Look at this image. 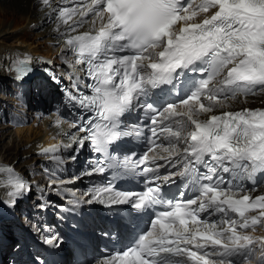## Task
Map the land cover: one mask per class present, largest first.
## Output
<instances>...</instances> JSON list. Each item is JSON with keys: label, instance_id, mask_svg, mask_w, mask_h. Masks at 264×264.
<instances>
[{"label": "snow or ice", "instance_id": "obj_1", "mask_svg": "<svg viewBox=\"0 0 264 264\" xmlns=\"http://www.w3.org/2000/svg\"><path fill=\"white\" fill-rule=\"evenodd\" d=\"M42 2L66 26L72 58L65 63L74 82L61 91L79 113L72 126L84 135L40 154L60 165L64 150L90 144L98 158L87 175L110 173L112 179L74 203H99L128 219L120 225L128 242L121 233L122 250L100 264H251L257 246L264 250V237L247 230L264 223V195L245 192L241 177L264 175V109H229L231 101L264 93V0ZM32 71L29 55L7 68L15 81ZM44 71L60 84L55 72ZM137 110L145 114L144 130L125 123ZM129 137L147 144L136 161L119 153ZM0 174L8 189L0 203L15 207L33 186L12 166H0ZM137 175L142 191L115 183ZM57 183L50 179V186ZM43 243L60 241L47 235Z\"/></svg>", "mask_w": 264, "mask_h": 264}, {"label": "bare ground", "instance_id": "obj_2", "mask_svg": "<svg viewBox=\"0 0 264 264\" xmlns=\"http://www.w3.org/2000/svg\"><path fill=\"white\" fill-rule=\"evenodd\" d=\"M5 4V0H0ZM24 2V6L22 3ZM53 7L58 6L61 3V0H53L51 1ZM15 14L13 15V18H7L4 21L0 20V76H6L10 77V74L7 72V68L12 60H14L17 57H23L24 55H29L32 57L33 64L40 63L41 61L44 60V58L48 59H53L55 65L57 67L61 66L62 60H65L67 57L70 56V52L65 51V46L63 45V40L65 39V35H62L65 30V25L59 24V29L60 31H57L58 27H53V23L55 19L52 17V15L55 14V12L52 11V13L48 15L42 14V9L38 8V6H42L43 2L41 0H15L13 2ZM70 6V5H66ZM10 13V12H9ZM6 14V13H5ZM5 19V18H4ZM11 20L14 21L12 24ZM11 21V22H10ZM31 21H36L35 26L38 28H42V32L44 33H50L51 36H54L53 38L51 37L52 42H58V46H52L46 41H41L38 39V41H32L33 35H31L30 31L31 28L28 27V24ZM88 28V25H85L83 29ZM46 29V31H45ZM82 30V29H80ZM38 35V33H37ZM41 36V35H40ZM9 40H13V42H10ZM15 81L14 79H12ZM38 80V79H37ZM20 83L19 81H16ZM13 82V83H16ZM3 85L2 87H4ZM7 89L8 86H6ZM20 91H23L25 93L27 87L19 85L18 88ZM37 95H34L33 98H37ZM243 100L244 103H252V104H259L263 105L264 104V93H257L253 96H248L246 98V101L244 98H240ZM34 102V100H33ZM45 100H43V103ZM36 110L39 108L38 102H34ZM40 111V110H39ZM60 118L58 116H52L47 119H44L42 121V124H39L38 127H32V126H23V127H28V131L26 132V137H22L21 127L15 128V130L18 132V135L21 139L25 138L28 144H31L32 146L28 147V151H34L39 150L43 147H48L54 143V141L58 140L59 144H62L63 142L67 141L69 137L67 138L70 133L71 137L75 133L73 131V128L70 124L62 122L59 123ZM58 124H61V126H58ZM8 126V125H7ZM3 128V127H2ZM6 128V127H5ZM7 129V128H6ZM3 132V135H6V131L0 130ZM24 131V130H22ZM8 132V131H7ZM50 143V144H49ZM49 144V145H48ZM21 146V144H19ZM13 149V146H9L6 152H9ZM26 151V152H28ZM46 160H49L47 156H45ZM68 155L65 157V159H68ZM34 158V157H33ZM31 158V159H33ZM30 159V160H31ZM35 159L34 161H36ZM69 160V159H68ZM10 162V161H9ZM12 162V161H11ZM28 160L25 162H18V163H5L4 161L0 160V166H12L14 169L19 168V172L23 174H28L32 173L35 174L36 170L30 166L27 165ZM69 163L63 165H58V164H53L51 166V169H47L49 173H51L52 176L46 175L47 179H43L42 182H50V179H55L59 184V181H64L66 180L68 183H64L63 185L66 186H73V185H79L81 182H83L84 175H80L79 178H77L76 181V176L75 174L68 173V177L62 178L65 175V172H69L70 168L68 167ZM89 171V170H88ZM87 171V172H88ZM80 171H78L79 173ZM1 177H6L5 174H0ZM38 176V174H37ZM94 175H86V177H92ZM56 186H49L51 189H55ZM7 188L3 185H0V201H2V198L6 194ZM3 204L0 203V210L4 211V208L2 207ZM2 228V227H1ZM251 233H255V231L251 230ZM0 242L3 240L11 241V237L8 231L6 230H1L0 232ZM5 248L1 246L0 243V252H4ZM251 264H255L253 261Z\"/></svg>", "mask_w": 264, "mask_h": 264}, {"label": "rangeland", "instance_id": "obj_3", "mask_svg": "<svg viewBox=\"0 0 264 264\" xmlns=\"http://www.w3.org/2000/svg\"><path fill=\"white\" fill-rule=\"evenodd\" d=\"M14 1L15 0H5V4L0 1L1 21L6 20L7 18H13L12 14L16 13L14 10ZM23 4L24 2L22 5ZM11 21L10 22L13 24L14 21ZM35 22L36 21H31L28 24V27L31 28V30H29L31 35L35 34L33 35L32 41H38V39H40L43 42L46 41L52 46H58V42L51 41V37L53 38L54 36H51L50 33L42 32V34H40L42 28L36 27ZM9 41L13 42V40ZM3 85L5 86L2 87ZM33 85L34 84H32L31 88L26 90L27 92L24 94L23 91L18 89L19 84L13 83L9 77L0 76V130L8 131H6V135H3V132L0 131V160L5 162L12 161L13 163H20L28 160L29 165L36 166L37 170L43 172L42 167H39L38 164L39 161L42 160L40 153L35 151L34 154V151H28V147H31L32 143L28 144L27 141H25V138L21 139L18 135V132L15 130V128L21 127L22 130H24H21L22 133L24 132L22 137L27 138V136H25V131H28V127L23 126L29 125L32 127H38L39 124H42L44 117L41 115L37 116L34 111H29L31 109L30 104L33 99V95L36 93ZM6 86H8L9 89H7ZM36 117L39 118V121L35 120ZM19 144H21V146ZM9 146H13V149L9 152H6ZM35 159L37 160L34 161Z\"/></svg>", "mask_w": 264, "mask_h": 264}]
</instances>
